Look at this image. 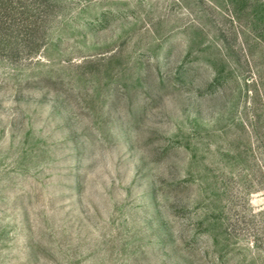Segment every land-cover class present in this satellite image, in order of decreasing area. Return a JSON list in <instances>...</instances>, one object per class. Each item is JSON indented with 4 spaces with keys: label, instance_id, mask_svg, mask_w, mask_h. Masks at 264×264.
<instances>
[{
    "label": "rangeland",
    "instance_id": "obj_1",
    "mask_svg": "<svg viewBox=\"0 0 264 264\" xmlns=\"http://www.w3.org/2000/svg\"><path fill=\"white\" fill-rule=\"evenodd\" d=\"M0 264H264V0H0Z\"/></svg>",
    "mask_w": 264,
    "mask_h": 264
}]
</instances>
